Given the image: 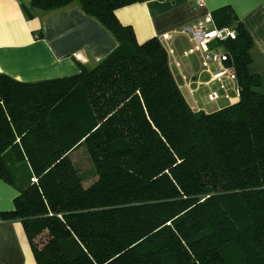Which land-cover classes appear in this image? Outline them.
<instances>
[{
	"label": "trees",
	"instance_id": "obj_1",
	"mask_svg": "<svg viewBox=\"0 0 264 264\" xmlns=\"http://www.w3.org/2000/svg\"><path fill=\"white\" fill-rule=\"evenodd\" d=\"M145 1L22 5L31 16L76 2L117 45L72 75L0 73V178L13 183L8 148L30 172L0 217L22 223L36 264H264V70L251 68L252 38L229 5L210 12L236 32L220 44L239 94L196 111L161 41L138 42L115 15ZM79 146L95 171L87 186L70 158Z\"/></svg>",
	"mask_w": 264,
	"mask_h": 264
},
{
	"label": "crops",
	"instance_id": "obj_2",
	"mask_svg": "<svg viewBox=\"0 0 264 264\" xmlns=\"http://www.w3.org/2000/svg\"><path fill=\"white\" fill-rule=\"evenodd\" d=\"M28 2L0 0V73L23 82L72 75L82 68L93 67L117 45L114 36L99 21L85 14L76 2L55 10L35 9L31 16L22 8ZM225 5L233 9L250 34L251 68L262 72L264 0H203L202 6H197L195 0H148L120 7L115 15L122 24L132 27L138 42L151 37L161 41L170 71L185 100L194 110L203 111L200 99L226 101L219 109L235 102L238 96L233 94V81L223 78L224 87L220 88L219 82L212 79L218 71L216 64L210 63L204 68L200 51L187 52L194 40L180 29ZM163 35L168 38L163 40ZM215 50L224 51V48L219 44ZM212 91L218 94L215 100L208 99ZM225 93L232 98H225ZM15 153L8 148L3 154L13 183L0 178V213L13 208L18 188L27 183L21 169L25 168L27 175L28 164L18 160ZM0 264H36L19 220L0 217Z\"/></svg>",
	"mask_w": 264,
	"mask_h": 264
},
{
	"label": "built area",
	"instance_id": "obj_3",
	"mask_svg": "<svg viewBox=\"0 0 264 264\" xmlns=\"http://www.w3.org/2000/svg\"><path fill=\"white\" fill-rule=\"evenodd\" d=\"M195 2L197 6L203 5V0H195ZM210 24H213V20L210 13H207L197 23L180 29L181 33L190 35L192 40H194V45L187 52L200 51L202 55L201 64L204 68H207L210 63L216 64L218 71L212 75V79L219 82L220 88L224 87L223 78L233 81V94L238 96L239 88L236 83L235 70L233 66L225 65L228 54L225 51L215 50V46L221 42L234 39L236 32L231 26L218 27L213 25L212 27H208ZM162 38L166 40L168 35H163ZM217 97L218 94L215 91L208 94L209 100H215ZM224 97L230 99L231 96L225 93ZM32 180L36 181L34 178Z\"/></svg>",
	"mask_w": 264,
	"mask_h": 264
},
{
	"label": "rangeland",
	"instance_id": "obj_4",
	"mask_svg": "<svg viewBox=\"0 0 264 264\" xmlns=\"http://www.w3.org/2000/svg\"><path fill=\"white\" fill-rule=\"evenodd\" d=\"M258 90L264 93V77H262L261 85ZM226 103L227 102L223 100H216L214 102H209L204 99L199 100V105L204 107L203 111H213L219 106ZM70 158L75 163V166L77 167L80 175L82 176L83 185H89L95 179L96 176L93 165L86 153L85 148L83 146H79L77 149L73 150L70 153ZM21 170L23 171L22 174H24V177H26L25 179L27 180L30 172L28 171V174L26 175L25 173H27V170L25 168H22Z\"/></svg>",
	"mask_w": 264,
	"mask_h": 264
},
{
	"label": "bare ground",
	"instance_id": "obj_5",
	"mask_svg": "<svg viewBox=\"0 0 264 264\" xmlns=\"http://www.w3.org/2000/svg\"><path fill=\"white\" fill-rule=\"evenodd\" d=\"M213 25H214V23H213ZM215 26V25H214Z\"/></svg>",
	"mask_w": 264,
	"mask_h": 264
}]
</instances>
